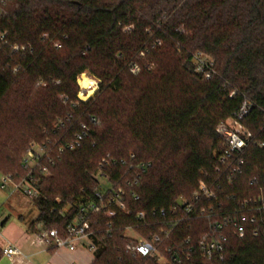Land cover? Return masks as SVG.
I'll use <instances>...</instances> for the list:
<instances>
[{
    "label": "trees",
    "instance_id": "16d2710c",
    "mask_svg": "<svg viewBox=\"0 0 264 264\" xmlns=\"http://www.w3.org/2000/svg\"><path fill=\"white\" fill-rule=\"evenodd\" d=\"M197 52L214 60L209 80L189 66ZM83 73L99 82L87 101L78 97ZM10 96L16 103L10 120L24 122L30 135L18 168L3 174L24 179L22 161L31 144L46 145L50 156L35 170L40 196L34 200L36 221L45 228L64 229L79 204L94 196V175L108 153L118 159L133 153L139 165L150 163L137 183L126 186L130 214L118 213L110 235L99 233L102 247L92 264H158L127 250L132 239L124 237L125 226L137 223L139 211L190 199L201 180L221 183L225 211L264 196V0H6L0 10V104ZM245 101L251 108L243 123L253 143L229 181L215 170L223 148L217 126ZM67 115L72 121L55 131ZM82 121L90 124L89 136L60 153ZM125 170H114L113 179ZM98 217L105 228L107 219ZM193 225L182 226L161 248L189 236L197 240L208 222ZM250 227L242 238L225 231L223 260L195 256L180 264H264V235L253 236ZM137 229L148 236L155 227Z\"/></svg>",
    "mask_w": 264,
    "mask_h": 264
},
{
    "label": "built area",
    "instance_id": "2783aa9c",
    "mask_svg": "<svg viewBox=\"0 0 264 264\" xmlns=\"http://www.w3.org/2000/svg\"><path fill=\"white\" fill-rule=\"evenodd\" d=\"M5 2L6 0H0V10L1 5H4ZM3 38L4 36L1 37V39ZM14 48L18 49L17 46ZM189 66L194 73L201 74L207 80L216 74L214 60L203 52L194 53ZM131 71L137 73L140 71V67L134 64ZM95 83L99 84L97 81ZM78 84L80 87L78 97L83 100L80 94L88 93L90 88H94V85L85 88L79 81ZM250 108L251 104L245 101L232 117L217 126L223 148L217 155L215 170L219 177L225 176L229 181L236 172L240 171L245 163V150L253 143V135L243 123ZM72 119V115L60 118L53 125L54 130H64ZM90 122L96 125L99 121L92 117ZM90 131V124L84 121L79 122L78 132L74 135L73 140L61 147L59 152L73 151L78 148L82 141L89 136ZM263 145V143L259 144L260 147ZM49 156L45 144L33 142L22 161V167L28 171L27 176L17 182L12 174H1L0 189L6 191L9 196L17 190L23 189L27 196L34 200L37 199L40 192L37 188L39 180L35 177V170L40 166L42 158ZM149 166L150 163L139 165L133 153L127 158L120 159L114 158L108 153L100 161L94 175L99 183L94 196L79 204L64 229L43 227L35 234L33 243L54 250L85 249L96 255L100 251L103 241L99 237V233L104 229L110 235L114 218L119 212L130 214L126 203V186L133 181L137 183L141 174ZM118 168H125V173L120 174L117 179H113L114 170ZM48 174L49 171L44 168V175ZM221 190V183L217 180L215 182L201 180L197 191L190 199L179 197L168 208H154L149 212H137L134 216L137 223L126 225L124 228V237L132 239L127 245V250L136 257L155 260L158 264H180L195 256L209 261H221L225 256V231L227 229H231L239 238L246 235L248 226H252L250 229H252L253 236L264 235V196L255 195L245 198L238 201L234 208L225 211L222 210V204L219 201ZM135 199H138V196ZM100 215L107 219L106 226L102 229L99 228L98 216ZM196 220L208 222L206 230L200 234L197 240L189 236L180 241L176 240L173 247L161 248L165 242L172 240L174 235L180 233L182 226L195 229L193 222ZM139 225L154 226L155 230L148 236H142L137 229ZM1 227L0 222V229ZM196 230L199 231L198 227ZM2 252L9 257L23 254L18 247L12 244L3 247Z\"/></svg>",
    "mask_w": 264,
    "mask_h": 264
},
{
    "label": "crops",
    "instance_id": "0c3cea01",
    "mask_svg": "<svg viewBox=\"0 0 264 264\" xmlns=\"http://www.w3.org/2000/svg\"><path fill=\"white\" fill-rule=\"evenodd\" d=\"M13 195H6L9 198H6L5 206L15 200L23 201L22 195L16 199H13ZM38 214L33 216L31 214H19L18 221L6 214L0 217L2 224L0 249L2 250L3 247L12 244L23 253L12 257L2 254L0 264H91L93 257L85 249L69 251L63 248L54 250L33 243L35 234L43 228L42 223L36 221Z\"/></svg>",
    "mask_w": 264,
    "mask_h": 264
},
{
    "label": "rangeland",
    "instance_id": "374dc122",
    "mask_svg": "<svg viewBox=\"0 0 264 264\" xmlns=\"http://www.w3.org/2000/svg\"><path fill=\"white\" fill-rule=\"evenodd\" d=\"M83 76H86L92 79L94 82L93 84L94 88H90L94 90L93 94L88 98L90 99L91 97L95 95L96 91L98 90L99 84L96 85L95 81L97 80L88 73H83L79 77V80H78L79 83ZM86 95L89 96V92L86 94L81 93L80 97L84 100L83 96H86ZM13 97L14 96H10L9 98L5 99L0 104V110L3 114V116H0V122H1V126H0V176L4 172H12L18 168L19 160L21 157L22 149H23V147L21 146L23 143H25V141H27V138L30 135L28 132L29 130L28 128L25 127L24 122L11 121L10 116H8L9 111L13 110L14 107L16 106V103ZM87 100H84V101H87ZM2 125H3V128H2ZM6 195H8L7 192L0 189V217L6 214L7 216L9 215L11 218L16 219L18 221L19 214H23V215L31 214L33 216L39 213L38 207L35 205L34 199L27 196L24 193L23 189L17 190L12 196L13 199H16V198H19L18 197L19 195H22L23 196L22 202H19V200H15V201H12V203L7 204L5 206L6 198H7ZM67 209L68 207H66L63 211H66ZM90 256H92L94 260L95 255L90 253ZM92 263L93 261L91 262V264Z\"/></svg>",
    "mask_w": 264,
    "mask_h": 264
},
{
    "label": "bare ground",
    "instance_id": "6f19581e",
    "mask_svg": "<svg viewBox=\"0 0 264 264\" xmlns=\"http://www.w3.org/2000/svg\"><path fill=\"white\" fill-rule=\"evenodd\" d=\"M80 84L85 87V88H88L89 86H92L94 84L93 80L86 77V76H83L82 79L80 80ZM94 90L93 89H90L89 91V96H83L84 97V100H87L92 94H93Z\"/></svg>",
    "mask_w": 264,
    "mask_h": 264
}]
</instances>
